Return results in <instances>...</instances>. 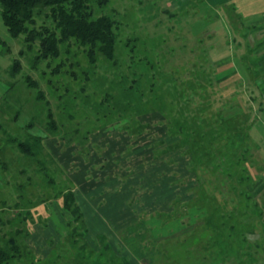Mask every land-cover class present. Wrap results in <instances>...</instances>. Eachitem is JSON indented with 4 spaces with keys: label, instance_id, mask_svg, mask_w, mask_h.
I'll use <instances>...</instances> for the list:
<instances>
[{
    "label": "rangeland",
    "instance_id": "obj_1",
    "mask_svg": "<svg viewBox=\"0 0 264 264\" xmlns=\"http://www.w3.org/2000/svg\"><path fill=\"white\" fill-rule=\"evenodd\" d=\"M93 5L97 14H108L117 22L115 58L97 54L96 62H90L86 49L72 41L62 45L59 58L44 61L36 69H31L28 60L36 50L20 57L23 36L12 37L0 14L1 234L30 231L26 242L36 262L50 264L57 259L56 246L62 245L65 259L58 264H85L67 253L70 242L65 236L71 217L57 200L62 187L53 183L55 169L50 164L43 170V165L24 162L14 144L24 138L31 121V132L42 135L51 111L63 136L56 139L59 151L81 149L83 155L82 148L87 150L89 145L92 154L103 157L93 158L98 164L96 173L86 180L78 169L67 168L59 159L64 176L57 174L56 178L58 184L71 180L89 231L85 240L96 252L100 250L97 237L105 235L115 253L127 257L131 264H264V254L257 248L262 245L258 240L263 226L256 220L252 234L253 225L246 223L254 221L248 217L246 205H239V194L246 187L239 183L243 173L236 159L225 158L228 183L214 195L226 217L206 219L202 226L196 221L180 225L178 209L172 206L175 194L183 201L190 200L197 183L191 164L196 151L188 150L184 141L176 146L178 138L168 134L165 119L166 115L172 119L180 115V73L184 67L191 68L186 76L199 73V94L193 106L204 117L202 128L218 133L223 123L226 131L239 114L238 100L231 102V94L239 86L231 84L229 77L235 70L240 72L242 38L241 32L230 26L228 8L214 6L210 0H102ZM16 58H21L22 67L13 79L7 69ZM180 64L185 65L181 71ZM27 76L38 82V88L28 86ZM195 77L191 79L195 81ZM237 123L241 124V117ZM87 132H91V143L86 146L78 135ZM70 139L74 140L71 145L66 142ZM156 152L157 157L161 152L163 156L157 158ZM103 161L108 162L104 165ZM207 171L201 166L203 182L213 178ZM179 179L184 186L176 190L170 185ZM204 183L209 190V183ZM263 184L252 182L247 190L253 195ZM108 193L113 199H106ZM118 196L128 204L114 206L116 201L123 202ZM43 204L46 213L40 208ZM105 206L109 212H103ZM89 209H99L93 218L97 221L99 217V223L88 225ZM95 225L99 227L94 229Z\"/></svg>",
    "mask_w": 264,
    "mask_h": 264
},
{
    "label": "trees",
    "instance_id": "obj_2",
    "mask_svg": "<svg viewBox=\"0 0 264 264\" xmlns=\"http://www.w3.org/2000/svg\"><path fill=\"white\" fill-rule=\"evenodd\" d=\"M94 2L100 4L102 0H0V14L12 37L19 38L23 36V46L19 51L20 57L26 56L27 53L33 52L34 49L36 50L34 56L28 58L31 69H36L37 65L44 61L50 62L59 58L62 45L65 43L69 44L72 41L86 49L85 52H87L90 62H96L97 54L112 60L115 58L117 51L118 25L114 17L108 14H97L94 9ZM183 65L180 64V71ZM21 67V58H16L7 69V73L15 79L21 71ZM184 69L186 70L180 73V115H174V119L168 117V115H166L167 117L165 116L168 134L178 138V141L174 142L176 146L178 144L180 146L181 142L184 141L188 150L196 151V153H193L194 157L191 162L194 174L197 173L195 175L197 183L191 191L192 198L183 201L180 194H175L172 201V206L178 209L176 213H178V217L180 216V225H186L188 222L195 223L196 221L202 226L207 224L206 219L219 218L216 216L226 217L223 208L214 195L220 187L226 186L228 183V179L225 178L227 174L224 165L225 158L228 157L236 159V163L242 167L243 175L239 179V183L244 184L246 189L239 194V205H241V202L246 205V213L254 221V223L247 222L246 225H253L251 226V232L254 234L256 229L255 221L258 220L260 221L258 223H264V196L263 198H256L247 190L248 185L255 182L248 164H252L257 150L250 148L248 134L242 126V122L240 125L237 123L240 119V112L237 114L235 122L226 126V131L223 130V123L218 133L210 134V131L202 128L205 122L204 117L199 116V110H195L193 106L199 94V82L197 83L199 73H190L186 76L191 68L187 69L184 67ZM194 70L196 69L194 68ZM194 74L198 76L195 77L197 78L195 81L191 79ZM26 80L29 87L38 88L39 84L37 81L31 80L29 76H27ZM14 83L15 81L12 85ZM42 95L38 99H41ZM46 120L48 121L45 127L42 128V135H35L31 132L34 126V121H31V123L26 125L27 129L23 135L24 138L14 140V144H16L20 159L24 162L33 161L38 166L43 165V170L46 169V164H50V167L55 169V172L53 171L52 173L53 183L62 187L57 200L60 201V207L64 212L71 217V221L67 224L68 231L65 236L70 242L67 243L69 244V248L67 247L69 249L67 251L68 255L78 256L85 264H89V259L94 256L96 259L92 264H98V261L104 264H131L127 257H120L117 252L115 253L105 235L97 237V245L100 248L98 252L92 249L85 240L89 231L86 228V220L82 208L77 203L73 184L70 179L61 184L56 183L57 174L64 176V172L44 145V141L50 137L63 139V136L60 135L61 129L51 111L48 113ZM142 127L145 128V126L141 125L140 128L143 129ZM143 131H140L139 134L143 135L145 133ZM76 133H78V130ZM90 133L87 132L85 136L78 135V138L86 146L90 142L88 137ZM66 142L71 145L74 140L70 139L66 140ZM162 144L165 145L164 143ZM240 145H243L242 147L245 149V155L243 154V156L241 155ZM167 146L170 148L173 145L167 144ZM218 149L221 152H218ZM222 153L224 154V156L222 155L223 157L220 155ZM161 154L162 152L157 157L156 152L155 156L160 158L163 156ZM204 161L209 162L206 163ZM201 166L204 169H208L207 172H211L213 177L210 181L204 180L211 186L209 190L203 186L205 183L202 181V177L199 176ZM42 173L45 174L44 172ZM175 182L173 181L170 186H173L176 190L179 186H184L180 179ZM201 182H203V185ZM21 197L22 195L19 194L18 199ZM40 208L43 209L42 213H46L47 208L44 204ZM218 212L219 215H217ZM0 224L2 225L1 221ZM192 228L190 227L189 230H192ZM231 228L233 229L234 225ZM69 233L70 238L68 239ZM30 236V231L24 233V230L21 229H17L14 235L13 233L2 235L0 232V264L44 263L34 260L32 251L26 242ZM61 248H63L62 245L56 246L57 259L50 262V264H58L65 259L64 253H61Z\"/></svg>",
    "mask_w": 264,
    "mask_h": 264
},
{
    "label": "crops",
    "instance_id": "obj_3",
    "mask_svg": "<svg viewBox=\"0 0 264 264\" xmlns=\"http://www.w3.org/2000/svg\"><path fill=\"white\" fill-rule=\"evenodd\" d=\"M210 1L214 6L217 4L226 5L229 11L230 26L241 32V48L243 51L242 66L239 67L240 72L235 70V73L229 77V82L231 84L235 83V85L239 86V89L232 92L231 102L233 103L238 100L241 122L248 134L250 141L249 145L257 150V154H255L256 156L253 158L252 164H248V167L253 175L254 181L264 183V0ZM232 103H230L231 108ZM56 139L57 138L46 139L44 141V145L48 150H50L51 154L56 157L58 163L61 160H64V164L67 168L70 166L71 169V166H74L78 169L77 172H79V174L82 173L84 180L91 176V174L94 175V173H96L95 166L98 164L93 162V158L101 160L103 157H100L98 153L92 154L90 151L91 147H89V145L87 146V150L86 147L82 148L84 150L83 155L81 154V149L80 151L75 152V149L72 148H68V151L62 153V151H59L58 145H56ZM112 156L113 155H111V158ZM74 160H76V162ZM107 162L103 161L104 165L107 164ZM67 168L64 169L70 172V169ZM254 171H256V173H254ZM110 194L111 193H108L106 199H113ZM253 196H264V184L261 186L259 192L253 193ZM117 198L121 199L123 202H112L114 206L120 204L121 207L124 203H126L124 197L118 196ZM126 204H128V202ZM107 207L108 206L102 207L104 208L103 212H109V209H106ZM98 211L99 209L88 210V216L91 217L90 219H87L89 226H91V222L95 223L96 220L93 218ZM116 212H118V210ZM116 212L115 214H117ZM97 219L98 220L96 222L99 223L100 218L98 217ZM260 224L263 228H260L259 230L264 232V223ZM104 226L107 227V225ZM34 227L35 225L32 228ZM98 227L99 225H95L94 229H97ZM262 232L260 233L261 236L258 240V242L262 241V245H257V248L259 253L264 254V233L262 234Z\"/></svg>",
    "mask_w": 264,
    "mask_h": 264
}]
</instances>
